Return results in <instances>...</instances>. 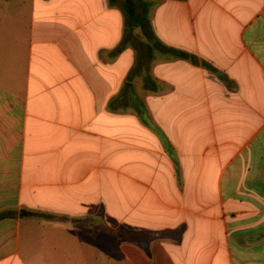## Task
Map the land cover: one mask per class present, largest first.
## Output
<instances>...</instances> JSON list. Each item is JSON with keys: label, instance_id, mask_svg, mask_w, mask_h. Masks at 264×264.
Here are the masks:
<instances>
[{"label": "crops", "instance_id": "1", "mask_svg": "<svg viewBox=\"0 0 264 264\" xmlns=\"http://www.w3.org/2000/svg\"><path fill=\"white\" fill-rule=\"evenodd\" d=\"M135 2L0 0V264H264V0Z\"/></svg>", "mask_w": 264, "mask_h": 264}, {"label": "trees", "instance_id": "2", "mask_svg": "<svg viewBox=\"0 0 264 264\" xmlns=\"http://www.w3.org/2000/svg\"><path fill=\"white\" fill-rule=\"evenodd\" d=\"M125 11L127 12L129 18L134 21V18L137 14V7L135 0H123ZM136 24V23H135ZM143 27L150 33L152 32L151 27L145 23H143Z\"/></svg>", "mask_w": 264, "mask_h": 264}]
</instances>
